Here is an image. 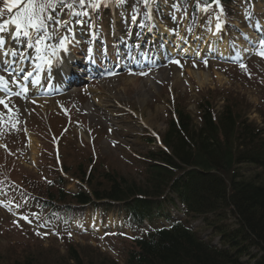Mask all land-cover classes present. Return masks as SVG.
<instances>
[{"label": "rangeland", "instance_id": "1", "mask_svg": "<svg viewBox=\"0 0 264 264\" xmlns=\"http://www.w3.org/2000/svg\"><path fill=\"white\" fill-rule=\"evenodd\" d=\"M3 4L4 0H0V9ZM174 4L171 7V3L160 0L159 11L153 12L154 20L147 19L141 8L133 22L135 0H127L122 6H114V15L111 7L92 13L89 19L93 20V27L92 20L76 25L78 40L83 43L76 47L77 54L91 49L88 34H93L97 55L100 57L99 50L112 55L111 43L116 33L121 42L136 48L140 55L149 53L144 38L154 39L160 58L153 56L152 63L150 60V64L122 68L113 75L101 73L100 77L98 70L91 79L83 75L84 69L79 75L78 69L77 78L66 82L68 85L60 91L40 97L30 92L24 99L2 98L12 111L0 105V113H4V123L0 124V264L23 255L38 264H73L68 258L71 248L83 264H124L127 251L133 248L132 239L160 220L153 219L150 224L145 221L144 227L135 229L121 221L124 210L117 204L103 203L83 207L72 203L68 211L64 210L67 206L60 205L52 213L43 210L40 202L47 192L62 182V187L70 192L83 188L77 176L95 165L113 169L129 181H141L142 161L149 150L157 147L154 141H148L162 140L177 107L197 126L201 107L206 104L214 114L228 104L237 118L259 127L264 124V58L257 55L258 41L264 38V0H250L249 6L245 0L225 7L211 4L208 11L197 10L194 0L184 1L181 6L175 4L177 7ZM6 19L10 20L11 14L4 10L0 24ZM158 23L187 42L202 36L224 41L230 57H217L199 47L185 52L182 41L175 49L172 37L169 43L174 51L164 48L169 51L167 56L173 53L166 58L160 52L161 38L148 34L158 29ZM213 25H220L215 35L211 34ZM256 27L262 36L257 35L248 52L247 39ZM14 32L11 23L0 32V40L4 41V49L0 48V75L10 89H16L20 79L3 69V60H17L23 54L27 66L37 55L25 42H17ZM141 41L144 43L140 46ZM13 52L16 55L4 58ZM173 60L180 63H172ZM242 63L246 70L240 67ZM141 71L148 75H138ZM130 77L136 82L126 83ZM57 86L62 87L58 82ZM17 120L19 130L10 132L11 124ZM239 169L244 177L259 172L251 165ZM164 210L176 216L181 207L167 206ZM25 215L31 223L20 218ZM186 221L203 239L217 242L200 216L188 217ZM227 222L232 223V218Z\"/></svg>", "mask_w": 264, "mask_h": 264}, {"label": "trees", "instance_id": "2", "mask_svg": "<svg viewBox=\"0 0 264 264\" xmlns=\"http://www.w3.org/2000/svg\"><path fill=\"white\" fill-rule=\"evenodd\" d=\"M201 109L198 126L183 109H175L163 147L149 150L142 161L141 181L95 165L77 176L86 190L66 191L59 183L42 200L45 208L115 203L124 220L140 229L144 219L163 217L165 207L178 204L179 218L132 239L124 264H264V124L237 118L228 104L218 114L208 104ZM242 165L259 172L244 177ZM197 216L212 229L216 243L187 224L188 217ZM68 258L83 264L73 248ZM8 264L38 263L23 255Z\"/></svg>", "mask_w": 264, "mask_h": 264}, {"label": "snow or ice", "instance_id": "3", "mask_svg": "<svg viewBox=\"0 0 264 264\" xmlns=\"http://www.w3.org/2000/svg\"><path fill=\"white\" fill-rule=\"evenodd\" d=\"M219 4L220 0H214ZM127 0H4L3 9H0V16L4 15V10L11 14L10 20H4L0 24V32L5 31L6 26L11 23L15 26L14 37L17 42H25L28 48H34L38 54L37 59L41 63L36 68L47 66L52 69L60 62L64 55L70 54L71 51L78 46L79 40L76 37V29L74 25H84L89 23V17L92 13L99 11L101 7L122 6ZM160 0H135L133 8L132 20L135 22L136 15L140 13L141 8L144 9L143 15L154 20L153 12L159 11ZM177 7V5H173ZM211 5L201 3L197 0V10L208 11ZM223 12V8H221ZM220 28V25H217ZM260 48L257 55L264 58V38L258 41ZM4 46V41L0 40V48ZM16 55L15 52L11 53ZM23 57V54H21ZM172 63L179 64V60H173ZM246 70V65H240ZM23 71V69H20ZM113 75V73H109ZM141 76H147L148 73L141 71ZM32 76V72H28L25 79ZM8 81L3 75H0V83L6 84ZM22 91L27 92L25 87ZM18 95V94H17ZM0 105L9 109V104L4 99H0ZM9 111H12L9 109ZM4 113H0V124L4 123ZM18 120L11 124V131H18L16 124ZM20 207V205H16ZM21 219L31 223L28 216H21ZM14 223H18L14 221ZM41 235V233H37ZM46 235V234H45ZM71 233H69V236Z\"/></svg>", "mask_w": 264, "mask_h": 264}, {"label": "bare ground", "instance_id": "4", "mask_svg": "<svg viewBox=\"0 0 264 264\" xmlns=\"http://www.w3.org/2000/svg\"><path fill=\"white\" fill-rule=\"evenodd\" d=\"M157 28H158L157 30L153 31V37L160 36L161 39H163V41H162L163 46H161V48H167L165 50L170 49V51H174V49H171V43H169L174 38L173 42L175 43V47H176L175 49L178 48V46L180 45V42L182 41V44L184 43V46H182L183 51H185V52L187 50H189V52H190V49H189L190 47H200L201 50H206L215 56L230 57V53H229V50L227 48V44L224 41L218 42V40H216L212 36H202L201 38L193 37V40L191 42H187V41L183 40L182 37L179 36L178 33L173 34L172 31H170L165 26L158 24ZM254 31L255 32H253L252 36L247 39V43H248L247 45L249 48L247 51H250L252 49L253 45L255 44L254 41L256 39L257 34L261 33V29L258 27H256L254 29ZM211 34L214 35L213 33H211ZM239 47L241 48L242 46H239ZM2 49H4V47H2ZM72 52H73V50L71 51V53ZM71 53L68 54L67 56L64 55V58L59 63H57L56 66L54 67L55 68L54 70L60 76V78L58 77L57 79L53 80L54 82L60 83L61 79L69 78L70 74L73 73L74 68L64 67L65 63H66V59L68 58L70 60L72 58ZM163 53H164V51H163ZM240 53H243V52H240ZM243 55H244V53H243ZM148 60H150V58ZM9 63H10V61L8 59H6L5 66H8ZM33 65L34 64H32V66ZM12 66H13V69H15V71H18L19 68L21 67V64H17V62H16ZM30 69H28V71ZM9 70H11V67L9 68ZM38 72H41V71L39 70ZM75 72H76V70H75ZM73 74L75 75V73H73ZM38 75H40V77H41V73L40 74H37V73L34 74V76L37 77V79H40V81L37 84H35V87L32 88V91L36 93V92H38V90L40 91L42 88H44L45 91H48V89H50L51 87L49 85V82H47V81L51 80V79H41ZM43 82H45L44 85L42 84ZM125 82L126 83H128V82L135 83L136 79H133V77H130V78H127ZM93 86H96V85H93ZM61 89H59V90H61ZM36 101L41 102L39 99H37ZM118 226H119V224H118Z\"/></svg>", "mask_w": 264, "mask_h": 264}]
</instances>
